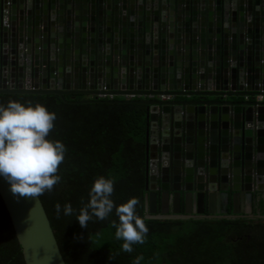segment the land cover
I'll list each match as a JSON object with an SVG mask.
<instances>
[{
    "label": "water",
    "instance_id": "1",
    "mask_svg": "<svg viewBox=\"0 0 264 264\" xmlns=\"http://www.w3.org/2000/svg\"><path fill=\"white\" fill-rule=\"evenodd\" d=\"M0 27V94L147 107L146 218L264 220V0H0ZM0 198L25 264H65L39 196Z\"/></svg>",
    "mask_w": 264,
    "mask_h": 264
},
{
    "label": "trees",
    "instance_id": "2",
    "mask_svg": "<svg viewBox=\"0 0 264 264\" xmlns=\"http://www.w3.org/2000/svg\"><path fill=\"white\" fill-rule=\"evenodd\" d=\"M1 31V27H0ZM1 46V33H0ZM15 100L40 104L56 114L48 139L65 147L61 177L39 195L65 264H264V220L254 218L148 219L145 217L146 109L138 103H75L56 95L0 94V105ZM100 176L114 180L115 205L138 199L136 214L148 232L132 252L115 237V209L103 220L93 216L82 228L76 221ZM61 205L56 213L55 205ZM70 203L72 215H64ZM0 264H25L9 215L0 198Z\"/></svg>",
    "mask_w": 264,
    "mask_h": 264
},
{
    "label": "clouds",
    "instance_id": "3",
    "mask_svg": "<svg viewBox=\"0 0 264 264\" xmlns=\"http://www.w3.org/2000/svg\"><path fill=\"white\" fill-rule=\"evenodd\" d=\"M56 114L43 105L23 104L10 100L0 105V178L8 182L10 191L21 197L36 198L45 191H51L61 177L58 167L64 160L66 147L59 140H50L48 135L54 128ZM114 180L100 176L95 179L89 201L76 217L82 228L94 217L103 220L115 209L119 223L115 224V237L122 240V250L133 251V244L143 243L148 228L136 214L138 199L115 205L111 195ZM57 215L61 205H55ZM70 203L63 206L64 215H72ZM141 256L133 264H140Z\"/></svg>",
    "mask_w": 264,
    "mask_h": 264
},
{
    "label": "built area",
    "instance_id": "4",
    "mask_svg": "<svg viewBox=\"0 0 264 264\" xmlns=\"http://www.w3.org/2000/svg\"><path fill=\"white\" fill-rule=\"evenodd\" d=\"M124 98L130 100V99H136V98H139V97H136V96H133V95H130V96L128 95V96H125ZM97 99L113 100L114 97H113L112 95H98V96H97ZM160 99H161V100H169L170 97H169V96H160ZM257 99H258V100H261L262 97H261L260 95H258V96H257Z\"/></svg>",
    "mask_w": 264,
    "mask_h": 264
},
{
    "label": "crops",
    "instance_id": "5",
    "mask_svg": "<svg viewBox=\"0 0 264 264\" xmlns=\"http://www.w3.org/2000/svg\"><path fill=\"white\" fill-rule=\"evenodd\" d=\"M237 210H238V213H239L240 215H245V214H243V213H245L246 210H248V214H250V210H251V208H250L249 206H247L245 203H243L242 205H240V206L237 207ZM252 215H253V213H252ZM255 216H256V215H255ZM252 218L256 219L255 217H252Z\"/></svg>",
    "mask_w": 264,
    "mask_h": 264
},
{
    "label": "flooded vegetation",
    "instance_id": "6",
    "mask_svg": "<svg viewBox=\"0 0 264 264\" xmlns=\"http://www.w3.org/2000/svg\"><path fill=\"white\" fill-rule=\"evenodd\" d=\"M261 220V219H260Z\"/></svg>",
    "mask_w": 264,
    "mask_h": 264
}]
</instances>
